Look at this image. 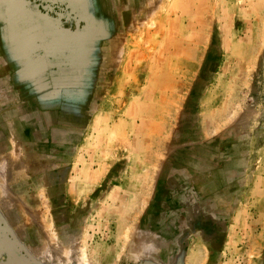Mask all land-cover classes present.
<instances>
[{
	"label": "rangeland",
	"instance_id": "374dc122",
	"mask_svg": "<svg viewBox=\"0 0 264 264\" xmlns=\"http://www.w3.org/2000/svg\"><path fill=\"white\" fill-rule=\"evenodd\" d=\"M0 264H264V0H0Z\"/></svg>",
	"mask_w": 264,
	"mask_h": 264
}]
</instances>
